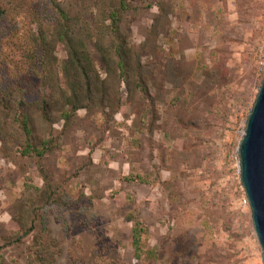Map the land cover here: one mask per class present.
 Segmentation results:
<instances>
[{
    "label": "rangeland",
    "instance_id": "rangeland-1",
    "mask_svg": "<svg viewBox=\"0 0 264 264\" xmlns=\"http://www.w3.org/2000/svg\"><path fill=\"white\" fill-rule=\"evenodd\" d=\"M56 1L95 89L73 110L61 42L44 84L50 0H0V264H262L237 145L264 0Z\"/></svg>",
    "mask_w": 264,
    "mask_h": 264
},
{
    "label": "trees",
    "instance_id": "trees-1",
    "mask_svg": "<svg viewBox=\"0 0 264 264\" xmlns=\"http://www.w3.org/2000/svg\"><path fill=\"white\" fill-rule=\"evenodd\" d=\"M52 8L58 14V19L54 25V30L51 32V35H45L41 33L40 35V44L42 52V69L46 73V78H44V84L48 85V82L52 78V71L50 66V57L52 56L53 46L56 42H61L67 52V58L64 61L62 66V72L66 79L64 87L65 90H71L72 97L74 102H72L73 110H77L80 107L81 101L83 99H90L91 94H93L95 89V83L92 79V63L89 56V51L86 47V44L80 37V28L76 23L72 21L71 16L62 8L61 4L56 0H50ZM110 19L112 20V31L116 29V23L119 18L116 11H110ZM78 22V21H77ZM52 87V86H50ZM62 92L64 88L59 87ZM81 94L84 95V98H81ZM57 99H54L56 102ZM71 100V97L68 101ZM44 108L47 109L52 105V94L45 96L42 99ZM66 103H63L65 105ZM63 115L65 112L62 111ZM22 128L27 138L30 137V131L27 127L26 119H23ZM30 145L27 143V147ZM36 150V149H34ZM38 154L41 155L42 151H38ZM134 235V246L137 247L138 244V233L133 231Z\"/></svg>",
    "mask_w": 264,
    "mask_h": 264
},
{
    "label": "water",
    "instance_id": "water-1",
    "mask_svg": "<svg viewBox=\"0 0 264 264\" xmlns=\"http://www.w3.org/2000/svg\"><path fill=\"white\" fill-rule=\"evenodd\" d=\"M240 184L261 247L264 264V78L246 117L244 134L237 145Z\"/></svg>",
    "mask_w": 264,
    "mask_h": 264
},
{
    "label": "built area",
    "instance_id": "built-area-1",
    "mask_svg": "<svg viewBox=\"0 0 264 264\" xmlns=\"http://www.w3.org/2000/svg\"><path fill=\"white\" fill-rule=\"evenodd\" d=\"M260 53H261V55H260V59H259V69L261 70V69H263V65H264V62H263V60H262V56H263V50H260ZM243 134H244V130H242V132H241V137L243 136ZM238 159V158H237ZM247 200V199H246ZM245 203L246 204H248V202L247 201H245Z\"/></svg>",
    "mask_w": 264,
    "mask_h": 264
}]
</instances>
